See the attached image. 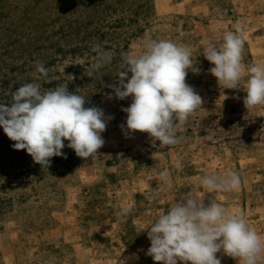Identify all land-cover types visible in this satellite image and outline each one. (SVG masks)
Wrapping results in <instances>:
<instances>
[{
  "label": "rangeland",
  "instance_id": "rangeland-1",
  "mask_svg": "<svg viewBox=\"0 0 264 264\" xmlns=\"http://www.w3.org/2000/svg\"><path fill=\"white\" fill-rule=\"evenodd\" d=\"M236 24L245 40L243 64H264V0H0V103H11L25 83L38 82L42 91L64 85L85 96V107L113 117L99 157L82 160L65 146L67 158H51L47 169L14 150L0 128V264H154L145 228L185 194L245 212L264 237V106L248 112L246 81L223 89L202 55ZM145 36L188 47L200 69L189 70L186 83L204 102L177 128L174 146L153 144L148 133L125 136L121 108L131 97L110 99L106 87L118 79L121 56L139 53ZM97 44L112 62L93 73ZM37 61L49 70L47 79L36 80ZM232 171L242 178L238 191L212 193L198 182ZM123 206L133 209L126 223L116 216Z\"/></svg>",
  "mask_w": 264,
  "mask_h": 264
},
{
  "label": "clouds",
  "instance_id": "clouds-1",
  "mask_svg": "<svg viewBox=\"0 0 264 264\" xmlns=\"http://www.w3.org/2000/svg\"><path fill=\"white\" fill-rule=\"evenodd\" d=\"M244 48L243 29L236 24L234 30L225 32L221 43L209 42L202 55L213 65L208 72L223 89H239L241 80L246 81L243 104L249 112L264 106V64H243ZM141 49L121 56L118 79L106 85L112 90L109 98L131 97L130 105L121 108L127 114L120 125L125 136L148 133L153 144L177 145V128L204 102L186 83L188 71L200 69L192 61L191 50L170 39L145 36ZM93 50L99 55L91 70L99 73L112 62V56L99 44ZM35 71L36 80L48 78L49 70L40 61ZM86 102L85 96L64 85L42 91L38 82L25 83L12 92L11 103H0V128L15 142L14 150H26L41 168H49L53 157L67 158L62 152L65 146L82 160L99 157L98 150L105 145L102 133L113 117L99 107H85ZM175 166L182 170L179 161ZM160 179L167 183L168 173H161ZM198 182L212 193L234 192L242 186L236 171L205 174ZM132 212L131 206L121 207L116 213L118 221L126 223ZM145 230L150 241L146 255L154 264H221L217 256L221 252L238 264L264 261V237L249 226L247 214L229 212L214 197L206 202L185 194Z\"/></svg>",
  "mask_w": 264,
  "mask_h": 264
}]
</instances>
